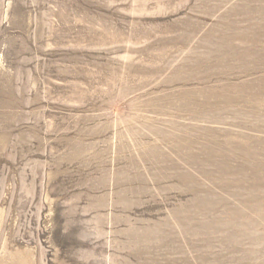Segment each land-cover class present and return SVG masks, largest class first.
<instances>
[{"label": "rangeland", "instance_id": "1", "mask_svg": "<svg viewBox=\"0 0 264 264\" xmlns=\"http://www.w3.org/2000/svg\"><path fill=\"white\" fill-rule=\"evenodd\" d=\"M0 264H264V0H0Z\"/></svg>", "mask_w": 264, "mask_h": 264}]
</instances>
